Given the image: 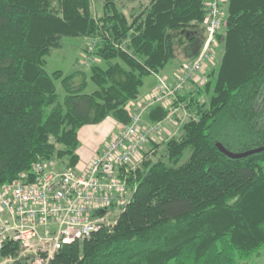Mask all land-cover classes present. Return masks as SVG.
<instances>
[{"label":"trees","instance_id":"trees-1","mask_svg":"<svg viewBox=\"0 0 264 264\" xmlns=\"http://www.w3.org/2000/svg\"><path fill=\"white\" fill-rule=\"evenodd\" d=\"M101 3L94 15L92 0H0V186L37 163L74 168L79 130L107 118L129 124L125 107L144 79L204 37V0H150L129 15L116 0ZM225 14L214 83L173 102L187 110L179 134L145 151L116 223L50 264H246L264 250V151L230 159L216 147L264 146V0H226ZM65 37L87 39L86 59L108 63L89 67L95 91L85 92L83 71L45 70ZM168 113L153 107L144 121Z\"/></svg>","mask_w":264,"mask_h":264},{"label":"built area","instance_id":"built-area-1","mask_svg":"<svg viewBox=\"0 0 264 264\" xmlns=\"http://www.w3.org/2000/svg\"><path fill=\"white\" fill-rule=\"evenodd\" d=\"M225 4L204 0L205 34L197 54L171 83L157 75L147 97L130 101L125 107L129 124L120 125L82 169L37 163L30 175L19 174L0 186V264H50L63 246L83 243L116 223L129 203L127 178L142 163L148 144L167 133L165 122L178 111L173 106L177 94L207 83ZM153 107L167 110V117L144 121V112Z\"/></svg>","mask_w":264,"mask_h":264},{"label":"rangeland","instance_id":"rangeland-1","mask_svg":"<svg viewBox=\"0 0 264 264\" xmlns=\"http://www.w3.org/2000/svg\"><path fill=\"white\" fill-rule=\"evenodd\" d=\"M149 1L150 0H135V1L134 0L133 1L116 0V4L119 7L122 5L126 14L129 15L132 11H134L135 9H138L139 6L147 5L149 3ZM92 3H93L94 15L100 14V9H101V5H102L101 0H92ZM223 9H224V16H222L223 19L221 22L220 29L218 31V35H223L225 32V20H226L225 6L223 7ZM202 27H203V25H202ZM218 35L216 36V39H217L216 45H215L214 50H213V51H215V55H214L215 57L212 58V63H211L214 66V67H212L214 70L217 69V67L219 66V62H220L222 50H223V46H222V43L220 42V40L218 39ZM87 43H88V40L83 39V38H71V37L63 38L61 41V48L54 50L50 54V56H48L45 59L46 60L45 70L48 72V74H52L56 71H60L63 73L64 76H67V75H69L75 71H83L86 74V81H87V88H86L85 92L91 93V92L96 90V86L90 80V69H89L90 65L91 64L98 65L104 69L108 66V63L98 59L97 57H94V58L88 57L89 59H86L83 48ZM191 59L185 57L184 51H182V53H180V56L175 58L173 61H171L163 71H161L157 74H152L150 76H147L144 79L143 86L139 90V99L140 98L144 99L145 97H147L149 95V93L152 91V89L156 85V76L157 75L159 77L169 78L171 73L175 74L179 69H181L184 65H186ZM212 68L211 67L208 68L206 76H207L208 80H210L212 83H214L215 76L210 77V79H209V75L211 74V72L209 74V71ZM208 80H207V82H208ZM55 87H56V92L58 95V100H59V102H62L63 98L65 96V93H64V90L62 88L61 80L55 81ZM188 88H189V90H188V92H189L193 88L196 89V86L193 87L190 85V87L189 86L186 87V89H188ZM174 108H178L177 109L178 111L177 110L176 111L179 113V115H176L175 118L173 119V121L171 118L168 122H165V129H166L167 133H163L160 136V137H162L160 140H159L160 137L157 138L156 142H158V143H160V142L165 143L166 141H168V139L179 134V127H181L180 121L185 118L184 113L187 112V110L184 108V105H182L181 103L178 104L177 106H174ZM148 110H146L144 112L143 119H144L145 113ZM107 119H111V118H107ZM111 120L114 121L113 119H111ZM116 124H118V123L116 122ZM118 125L120 126V124H118ZM109 141L104 143L103 147L107 143H109ZM151 143H149L148 146L146 147L147 151L152 150V148H151L152 145H155V143L154 144H153V142H151ZM163 149H164V147L162 146L160 148L159 152L163 151ZM157 154H159V153L157 152ZM189 156H190V150L187 149L184 152L183 159H182L181 163L185 162L189 158ZM152 159L156 160L157 156L152 157ZM88 162L89 161H86V162L84 161V163H88ZM78 163H79V161H78ZM78 163H77V165H78ZM77 165L75 167H77ZM113 216L114 215L111 216V219H113ZM169 264H174V262L171 261V262H169ZM246 264H264V250H261L257 256L252 257L249 261L246 262Z\"/></svg>","mask_w":264,"mask_h":264},{"label":"crops","instance_id":"crops-1","mask_svg":"<svg viewBox=\"0 0 264 264\" xmlns=\"http://www.w3.org/2000/svg\"><path fill=\"white\" fill-rule=\"evenodd\" d=\"M213 70L214 69L212 68L209 71V74H210V72L212 73ZM176 74H177V72L175 74L171 73L170 77L167 78L169 83H171L174 80ZM188 90H189V88L188 89L185 88L181 92V94L187 93ZM192 90H190V91H192ZM177 113L172 116V121L176 115H179V113L178 114ZM119 130H120L119 125L116 124V122L112 121L111 119H106L103 123H101L97 126H85L82 129H80L78 132V140L80 142V147L76 153L78 155V158H79V163L77 165V168L82 169L83 166L86 164V163H84V161L85 162L89 161L90 158H92V156H94V153L97 152V150L100 149L101 146L104 145V143L108 142L112 138V136H115ZM161 138L162 137H160L159 140Z\"/></svg>","mask_w":264,"mask_h":264},{"label":"water","instance_id":"water-1","mask_svg":"<svg viewBox=\"0 0 264 264\" xmlns=\"http://www.w3.org/2000/svg\"><path fill=\"white\" fill-rule=\"evenodd\" d=\"M189 47H190V50H188V51H186L187 49L185 50V56L187 58L191 59L197 54V52H198V50L200 48V41L199 40H195L192 43V45H190ZM216 147L219 150V152H221L227 158H230V159H242V158H246L248 156L254 155V154H259V153L264 151V146L260 147V148H257V149L250 150V151L242 152V153L229 152L219 143L216 144Z\"/></svg>","mask_w":264,"mask_h":264},{"label":"flooded vegetation","instance_id":"flooded-vegetation-1","mask_svg":"<svg viewBox=\"0 0 264 264\" xmlns=\"http://www.w3.org/2000/svg\"><path fill=\"white\" fill-rule=\"evenodd\" d=\"M195 40H199V39L196 38V39L192 40L191 42H189V43L187 44V46L184 48V53H185V50H186V49H187L186 51L190 50V47H189V46L192 45V43H193ZM199 41H200V40H199Z\"/></svg>","mask_w":264,"mask_h":264}]
</instances>
